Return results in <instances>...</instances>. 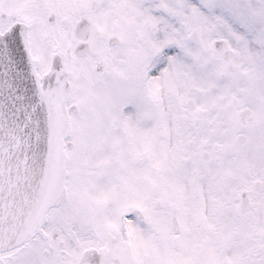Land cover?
<instances>
[{
  "label": "snow or ice",
  "instance_id": "6c2138e0",
  "mask_svg": "<svg viewBox=\"0 0 264 264\" xmlns=\"http://www.w3.org/2000/svg\"><path fill=\"white\" fill-rule=\"evenodd\" d=\"M0 264H264V0H0Z\"/></svg>",
  "mask_w": 264,
  "mask_h": 264
}]
</instances>
